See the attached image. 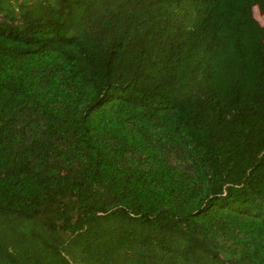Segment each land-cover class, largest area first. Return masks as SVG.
<instances>
[{
    "label": "trees",
    "instance_id": "16d2710c",
    "mask_svg": "<svg viewBox=\"0 0 264 264\" xmlns=\"http://www.w3.org/2000/svg\"><path fill=\"white\" fill-rule=\"evenodd\" d=\"M264 0H0V264H264Z\"/></svg>",
    "mask_w": 264,
    "mask_h": 264
},
{
    "label": "rangeland",
    "instance_id": "374dc122",
    "mask_svg": "<svg viewBox=\"0 0 264 264\" xmlns=\"http://www.w3.org/2000/svg\"><path fill=\"white\" fill-rule=\"evenodd\" d=\"M254 13H255L256 18L259 20V22L261 24H264V14L260 13L258 8H255Z\"/></svg>",
    "mask_w": 264,
    "mask_h": 264
}]
</instances>
